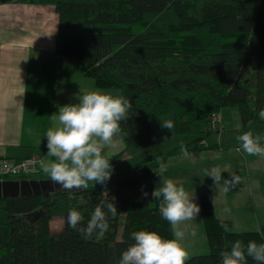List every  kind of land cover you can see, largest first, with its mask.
Wrapping results in <instances>:
<instances>
[{"label": "trees", "instance_id": "1", "mask_svg": "<svg viewBox=\"0 0 264 264\" xmlns=\"http://www.w3.org/2000/svg\"><path fill=\"white\" fill-rule=\"evenodd\" d=\"M7 2L54 6L55 52L79 61L82 75L96 87L115 89L116 96L131 101L130 116L120 123L124 148L111 161L132 147L177 135L188 137L182 144L189 153L215 149L217 144L206 143L205 121L226 106L238 108L243 127L264 126L258 116L264 108V0H0ZM168 115L171 131L161 127ZM175 143L127 166L106 185L0 196V264H119L122 252L135 243L133 232L174 238L152 192L161 186L155 157L181 155V144ZM142 185L150 186L149 201L112 195ZM102 200L115 203L118 211L109 215L103 238L85 239L68 226L70 208L86 224ZM198 204L211 250L186 264H221L220 252L236 240L264 243L257 231H234L229 220L217 218L206 194L199 195ZM54 216L62 218L57 235L49 226ZM247 264L257 262L247 257Z\"/></svg>", "mask_w": 264, "mask_h": 264}, {"label": "crops", "instance_id": "2", "mask_svg": "<svg viewBox=\"0 0 264 264\" xmlns=\"http://www.w3.org/2000/svg\"><path fill=\"white\" fill-rule=\"evenodd\" d=\"M57 28L52 5L0 3V159H54L47 156L45 137L53 126L52 115L64 105L78 103L80 94L95 90L92 79L82 75L79 61L55 52ZM205 127L206 137H211L210 144H217V148L191 152V158L179 155L162 159L168 165L162 179L179 181L188 192H194L197 204L199 195L206 194L214 215L229 220L234 231H257L259 226L257 232L264 238V158L235 151L240 147L238 135L252 131L254 136L264 137V126L243 127L238 108L226 106L214 123L207 117ZM179 140L162 139L152 144L159 148L164 143L170 148ZM118 146V150L105 154L109 160L123 150V142ZM213 166L227 169L221 173L223 179L235 173L242 183L224 194L212 178L204 176L203 170ZM32 179L51 180L42 170ZM226 208L230 211L225 212ZM188 223L196 233L204 231L200 212L196 221ZM186 236L192 241L195 238Z\"/></svg>", "mask_w": 264, "mask_h": 264}, {"label": "clouds", "instance_id": "3", "mask_svg": "<svg viewBox=\"0 0 264 264\" xmlns=\"http://www.w3.org/2000/svg\"><path fill=\"white\" fill-rule=\"evenodd\" d=\"M78 103L64 105L58 113L52 115L53 126L45 137L47 140V156L54 158L40 163L43 173L48 175L55 185L64 191L84 190L89 182L106 185L112 174L110 160L104 149L117 147L121 142L117 139L121 133V121L128 119L132 103L123 96H113L102 90L87 91L80 94ZM259 119L264 120V108L259 110ZM219 119H223L222 116ZM161 127L172 130L174 123L166 120ZM167 138H165L166 140ZM240 147L236 152L264 158V137L246 131L236 137ZM180 153L184 158H191L187 146L180 145ZM203 158V156L201 157ZM159 168L161 186L152 192L153 199H160L159 212L171 225L172 239H165L156 231L140 230L131 234L134 244L121 254L119 264H186L189 253L182 243L186 234L196 235L191 223L196 221L200 212L195 202L194 192H188L179 182L161 178L167 172L168 165L161 157H155ZM204 176L213 179L214 185L224 194L242 183L241 176L233 173L230 178L223 179L221 173L227 169L213 166L203 170ZM107 194V190L104 192ZM148 193H144L147 196ZM162 198V199H161ZM214 202V201H213ZM229 212V209H224ZM118 211L115 203L102 200L98 203L86 224L84 217L75 208H70L67 217L68 226L79 232L85 239L95 234L96 239L104 237L109 230V215L115 217ZM228 230V226L222 223ZM257 231H260L259 226ZM221 264H247L251 257L257 264H264V243L249 241L245 245L236 240L229 251L220 252Z\"/></svg>", "mask_w": 264, "mask_h": 264}, {"label": "rangeland", "instance_id": "4", "mask_svg": "<svg viewBox=\"0 0 264 264\" xmlns=\"http://www.w3.org/2000/svg\"><path fill=\"white\" fill-rule=\"evenodd\" d=\"M90 79V78H89ZM93 81V80H92ZM95 85V84H94ZM95 90H102L106 93H110L113 96H116L118 94V91L115 89H105V88H98L95 86ZM166 120H172L173 121V116L168 115L163 119V122ZM176 137L175 139H181L179 141H176L177 143L175 144H182V142L188 141V137L184 135H177L174 136ZM119 140L121 139L120 137L118 138ZM206 143H211L212 138L207 137ZM121 141V140H120ZM122 141L119 143L121 144ZM161 143V142H160ZM158 145V144H157ZM163 146V147H162ZM119 146L112 148V149H104L105 154H111V151L113 150H118ZM168 149V147H164V143L161 144V147L157 148L156 144L152 143H144L142 145L132 147L127 153H124L122 156L118 157L117 160L114 162L110 163L112 166V174L111 177L126 168L127 166H130L134 164L135 162L141 160L144 157L150 156L152 154H155L156 152H164ZM115 155V154H114ZM113 156V155H112ZM10 178H15V177H10ZM93 182V181H90ZM150 186L148 185H142L136 188H130V189H118L117 191L113 192L112 195L114 198L122 199V198H128V197H138L141 198L142 200H150L151 192H150ZM148 193L147 196H144V193ZM50 230L53 234L57 235L61 228H62V218L61 216H54L52 220L50 221ZM120 231L121 227L118 230V239H120ZM202 231V230H201ZM199 230L198 233H196L195 238L189 239L187 236L185 237V240L182 242L184 246L186 247L189 257L194 256V255H203V254H208L211 250L209 241L207 239V236L204 231H202V236L198 237V235L201 233ZM198 234V235H197Z\"/></svg>", "mask_w": 264, "mask_h": 264}, {"label": "water", "instance_id": "5", "mask_svg": "<svg viewBox=\"0 0 264 264\" xmlns=\"http://www.w3.org/2000/svg\"><path fill=\"white\" fill-rule=\"evenodd\" d=\"M73 189L71 192L77 191ZM52 191H64L51 180L10 179L0 180V196L15 197L29 194H48ZM69 192V191H68Z\"/></svg>", "mask_w": 264, "mask_h": 264}, {"label": "built area", "instance_id": "6", "mask_svg": "<svg viewBox=\"0 0 264 264\" xmlns=\"http://www.w3.org/2000/svg\"><path fill=\"white\" fill-rule=\"evenodd\" d=\"M211 122L214 123L217 115H211ZM42 159L38 156H28L20 160L8 158L0 159V177H15L11 179H32L41 173Z\"/></svg>", "mask_w": 264, "mask_h": 264}]
</instances>
